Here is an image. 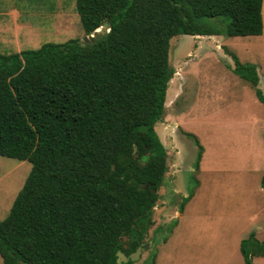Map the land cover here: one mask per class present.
Here are the masks:
<instances>
[{"label":"trees","instance_id":"obj_1","mask_svg":"<svg viewBox=\"0 0 264 264\" xmlns=\"http://www.w3.org/2000/svg\"><path fill=\"white\" fill-rule=\"evenodd\" d=\"M262 2L75 0L85 35L108 32L0 54V156L31 164L0 220L3 264H118V250L143 248L166 167L154 126L170 39L261 35ZM223 49L257 86L255 65Z\"/></svg>","mask_w":264,"mask_h":264},{"label":"rangeland","instance_id":"obj_2","mask_svg":"<svg viewBox=\"0 0 264 264\" xmlns=\"http://www.w3.org/2000/svg\"><path fill=\"white\" fill-rule=\"evenodd\" d=\"M262 19L257 36L170 39L175 72L154 126L167 170L135 264H264V101L256 91L264 94V0ZM85 36L75 0H0V54ZM224 46L255 65L257 86L238 75ZM187 134L203 147L198 165ZM30 168L0 156V220Z\"/></svg>","mask_w":264,"mask_h":264},{"label":"water","instance_id":"obj_3","mask_svg":"<svg viewBox=\"0 0 264 264\" xmlns=\"http://www.w3.org/2000/svg\"><path fill=\"white\" fill-rule=\"evenodd\" d=\"M108 23L104 22L102 24L101 27H99L98 29H96L93 33L86 35L83 38L84 42H94L95 38H97L99 36V34H105L106 32H108ZM148 149H150V146H148ZM165 170H167V167L165 168ZM145 248H147V246H145ZM142 251V246H138L136 248V250L132 253H130L129 255L124 254L121 250H118L116 252V256H117V263L121 264L122 262H127L129 260L131 261H136L140 255V252Z\"/></svg>","mask_w":264,"mask_h":264}]
</instances>
